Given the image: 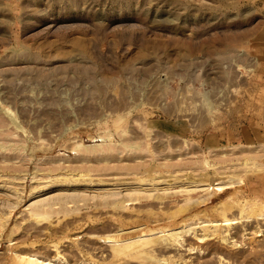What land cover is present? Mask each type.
<instances>
[{"label":"rangeland","instance_id":"374dc122","mask_svg":"<svg viewBox=\"0 0 264 264\" xmlns=\"http://www.w3.org/2000/svg\"><path fill=\"white\" fill-rule=\"evenodd\" d=\"M261 44L264 0H0V264H264Z\"/></svg>","mask_w":264,"mask_h":264},{"label":"bare ground","instance_id":"6f19581e","mask_svg":"<svg viewBox=\"0 0 264 264\" xmlns=\"http://www.w3.org/2000/svg\"><path fill=\"white\" fill-rule=\"evenodd\" d=\"M260 141V140H259ZM227 144H231L230 140L227 139L226 140ZM258 150V149H257ZM252 154H258L255 151H249ZM232 154V152H230ZM242 153L244 154V151H242ZM227 155V153H225ZM229 156V155H228ZM225 210L226 208H224L221 211V216L223 218V224L220 225L225 227V228H230L231 226L238 224V221H236L235 219L229 220L225 214ZM242 215V213H241ZM241 218H244V215H242L240 218L238 217L237 220H241ZM124 235L121 234H113L110 237H107V241L112 242V243H121L124 242L126 240H131V239H124L123 237ZM135 238V237H134ZM156 242V241H154ZM197 248H199V245L197 246ZM192 250H194L195 248H191ZM114 252V256L115 257H128V258H135L137 260H142V261H148V263L150 264H158L159 259L164 260L163 258L168 254L167 250H158V248L154 247V243L150 242L145 246H140L137 245L136 243L133 244H128V245H124L118 248H115L113 250ZM24 263H31V261H27V260H23Z\"/></svg>","mask_w":264,"mask_h":264},{"label":"crops","instance_id":"0c3cea01","mask_svg":"<svg viewBox=\"0 0 264 264\" xmlns=\"http://www.w3.org/2000/svg\"><path fill=\"white\" fill-rule=\"evenodd\" d=\"M260 53L261 55H264L263 53H264V48H263V45L261 44L259 47H257L256 48V50L254 51V55H256L257 53ZM260 68H263L264 69V63H262L261 65H260ZM262 71V74L264 73V71L263 70H261ZM264 76V75H263ZM263 76H261L260 78H262ZM263 79V78H262ZM251 115H252V117L254 118V119H256V117L258 118V120H260L261 118H263L264 117V108H263V111L261 110V108H259V107H252L251 108V113H250ZM243 139L244 140H247L244 136H243ZM229 140H230V138H229Z\"/></svg>","mask_w":264,"mask_h":264}]
</instances>
